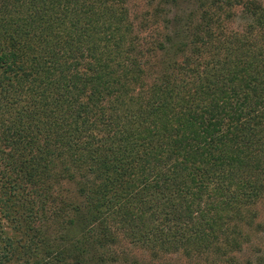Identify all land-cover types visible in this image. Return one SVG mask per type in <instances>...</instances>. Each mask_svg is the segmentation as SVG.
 I'll use <instances>...</instances> for the list:
<instances>
[{
    "label": "trees",
    "instance_id": "16d2710c",
    "mask_svg": "<svg viewBox=\"0 0 264 264\" xmlns=\"http://www.w3.org/2000/svg\"><path fill=\"white\" fill-rule=\"evenodd\" d=\"M161 1L159 34L126 0H0V264H237L264 198V1Z\"/></svg>",
    "mask_w": 264,
    "mask_h": 264
},
{
    "label": "rangeland",
    "instance_id": "374dc122",
    "mask_svg": "<svg viewBox=\"0 0 264 264\" xmlns=\"http://www.w3.org/2000/svg\"><path fill=\"white\" fill-rule=\"evenodd\" d=\"M126 5L130 15L135 21H138L141 17L147 16L150 26H152V28L153 26L157 27L159 34L162 33L167 26L171 25L168 20L172 9L166 2L161 0H126ZM188 8H191V6L188 5ZM153 9L157 10V15H151ZM233 10V15L223 23L227 29L240 31L249 19L245 14L239 11L238 6L234 7ZM152 28H150V30ZM154 31L153 29L152 33ZM147 32H149V29ZM256 208L257 215L255 217V222L258 225L249 236L248 241H245L242 248L234 253L237 264H264V198L258 201ZM121 247L124 249L126 248L132 253L139 264H191L180 254H172L158 261H151L148 254L142 249L130 247L126 244L123 246L121 245Z\"/></svg>",
    "mask_w": 264,
    "mask_h": 264
}]
</instances>
